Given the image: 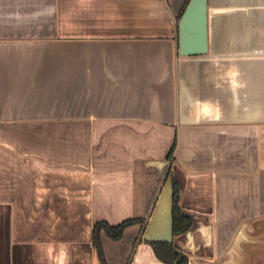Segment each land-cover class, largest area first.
Segmentation results:
<instances>
[{
    "label": "crops",
    "instance_id": "1",
    "mask_svg": "<svg viewBox=\"0 0 264 264\" xmlns=\"http://www.w3.org/2000/svg\"><path fill=\"white\" fill-rule=\"evenodd\" d=\"M186 1L0 0V264H102L129 219L107 264H264V0H207L183 57Z\"/></svg>",
    "mask_w": 264,
    "mask_h": 264
},
{
    "label": "trees",
    "instance_id": "2",
    "mask_svg": "<svg viewBox=\"0 0 264 264\" xmlns=\"http://www.w3.org/2000/svg\"><path fill=\"white\" fill-rule=\"evenodd\" d=\"M190 0L186 1L183 7L181 17L188 5ZM174 151V149H173ZM179 188L176 183H174V193H173V204H172V218H173V234L178 236L187 232L191 226L192 221L184 216L180 210L179 205ZM141 219H129L117 226L109 225L106 222H98L94 226L93 230V242L94 247L97 252V256L102 264H107L104 252V246L102 242V234L104 233L108 238L113 241H120L123 238L124 232L136 224L143 223ZM151 245L157 255V257L165 264H185L186 258L181 255L173 244L169 242H151Z\"/></svg>",
    "mask_w": 264,
    "mask_h": 264
},
{
    "label": "water",
    "instance_id": "3",
    "mask_svg": "<svg viewBox=\"0 0 264 264\" xmlns=\"http://www.w3.org/2000/svg\"><path fill=\"white\" fill-rule=\"evenodd\" d=\"M177 26L181 56H201L208 52L207 0H190Z\"/></svg>",
    "mask_w": 264,
    "mask_h": 264
}]
</instances>
